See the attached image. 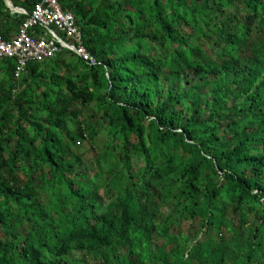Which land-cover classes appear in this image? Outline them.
Instances as JSON below:
<instances>
[{
    "label": "trees",
    "instance_id": "trees-1",
    "mask_svg": "<svg viewBox=\"0 0 264 264\" xmlns=\"http://www.w3.org/2000/svg\"><path fill=\"white\" fill-rule=\"evenodd\" d=\"M58 1L94 60L0 57V264H264V0Z\"/></svg>",
    "mask_w": 264,
    "mask_h": 264
},
{
    "label": "built area",
    "instance_id": "built-area-1",
    "mask_svg": "<svg viewBox=\"0 0 264 264\" xmlns=\"http://www.w3.org/2000/svg\"><path fill=\"white\" fill-rule=\"evenodd\" d=\"M17 12L28 17L15 37L7 39L0 34V57H18L23 66L28 60L43 61L53 57L63 47L94 60L84 46L83 33L75 16L64 11L58 0H40L30 13L22 8Z\"/></svg>",
    "mask_w": 264,
    "mask_h": 264
},
{
    "label": "clouds",
    "instance_id": "clouds-1",
    "mask_svg": "<svg viewBox=\"0 0 264 264\" xmlns=\"http://www.w3.org/2000/svg\"><path fill=\"white\" fill-rule=\"evenodd\" d=\"M251 52H252L253 66H254L253 72L250 74L246 72L242 73L241 69L239 68L237 69V76L243 85L244 96L249 99L254 95H256L258 98L261 96V94H259V89L261 85L264 83V54L259 48H252ZM77 143L80 144L79 141ZM85 259L88 261H92L89 255L85 256ZM124 264H136V263L127 262Z\"/></svg>",
    "mask_w": 264,
    "mask_h": 264
},
{
    "label": "rangeland",
    "instance_id": "rangeland-1",
    "mask_svg": "<svg viewBox=\"0 0 264 264\" xmlns=\"http://www.w3.org/2000/svg\"><path fill=\"white\" fill-rule=\"evenodd\" d=\"M90 112H92V110H91ZM191 223H192V221H190V220L184 222L183 229H184L185 233H187L188 231L191 230V229H190V225H191ZM171 248H172V246L169 245V246L165 247L164 250L169 251Z\"/></svg>",
    "mask_w": 264,
    "mask_h": 264
},
{
    "label": "water",
    "instance_id": "water-1",
    "mask_svg": "<svg viewBox=\"0 0 264 264\" xmlns=\"http://www.w3.org/2000/svg\"><path fill=\"white\" fill-rule=\"evenodd\" d=\"M6 3L14 11H17V10L21 9L19 7L14 6L13 3L11 2V0H6Z\"/></svg>",
    "mask_w": 264,
    "mask_h": 264
}]
</instances>
